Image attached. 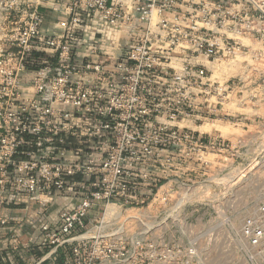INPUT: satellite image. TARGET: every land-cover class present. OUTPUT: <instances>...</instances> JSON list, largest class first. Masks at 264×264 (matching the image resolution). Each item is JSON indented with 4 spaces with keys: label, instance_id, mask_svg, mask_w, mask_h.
Here are the masks:
<instances>
[{
    "label": "built area",
    "instance_id": "obj_1",
    "mask_svg": "<svg viewBox=\"0 0 264 264\" xmlns=\"http://www.w3.org/2000/svg\"><path fill=\"white\" fill-rule=\"evenodd\" d=\"M48 1L0 0V200H75L32 264L180 260L150 237L168 217L144 224L169 207L129 209L169 201L166 183L227 150L196 127L264 102V0H51L67 13L53 35L41 32ZM90 16L125 36L118 55L90 39ZM240 231L264 264V204Z\"/></svg>",
    "mask_w": 264,
    "mask_h": 264
},
{
    "label": "rangeland",
    "instance_id": "obj_2",
    "mask_svg": "<svg viewBox=\"0 0 264 264\" xmlns=\"http://www.w3.org/2000/svg\"><path fill=\"white\" fill-rule=\"evenodd\" d=\"M115 32L114 39L121 38L122 46L126 38ZM232 109L237 114L231 123L196 127L226 138L230 142L227 150L209 154V166H197L195 172H185L183 179L166 183L162 190L171 193L169 201L129 209L135 213L169 207L144 224L156 225L168 217L150 237L164 239L181 250L180 260L170 264H258L256 256L252 261L248 258L255 251L240 228L264 204V102L249 101ZM2 207L0 200V223Z\"/></svg>",
    "mask_w": 264,
    "mask_h": 264
},
{
    "label": "crops",
    "instance_id": "obj_3",
    "mask_svg": "<svg viewBox=\"0 0 264 264\" xmlns=\"http://www.w3.org/2000/svg\"><path fill=\"white\" fill-rule=\"evenodd\" d=\"M43 19L41 32L47 35L61 34L62 22L67 13L57 7L51 0L42 7ZM101 22L88 18L85 30L91 40L103 42L107 52L118 55L121 50V38L115 39V29L100 27ZM124 36V35H121ZM125 39V36H124ZM115 42V43H114ZM244 42L250 43L249 40ZM252 45V44H251ZM87 54H76L81 62ZM107 59L105 55L96 58L98 61ZM33 69L29 68L23 75L24 86H29ZM75 200L67 195L44 197L39 202L31 201L23 194H7L3 201L0 227V264H32L39 260L45 250L44 232L53 228L59 214L71 207Z\"/></svg>",
    "mask_w": 264,
    "mask_h": 264
},
{
    "label": "trees",
    "instance_id": "obj_4",
    "mask_svg": "<svg viewBox=\"0 0 264 264\" xmlns=\"http://www.w3.org/2000/svg\"><path fill=\"white\" fill-rule=\"evenodd\" d=\"M113 41H115V39H114ZM114 43H115V42H114Z\"/></svg>",
    "mask_w": 264,
    "mask_h": 264
}]
</instances>
